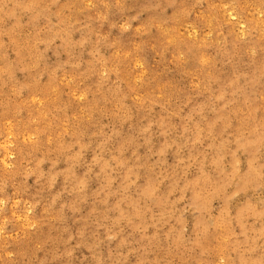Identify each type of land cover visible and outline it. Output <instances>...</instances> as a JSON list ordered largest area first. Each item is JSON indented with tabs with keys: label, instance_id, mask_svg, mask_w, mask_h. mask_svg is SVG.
Returning <instances> with one entry per match:
<instances>
[{
	"label": "rangeland",
	"instance_id": "374dc122",
	"mask_svg": "<svg viewBox=\"0 0 264 264\" xmlns=\"http://www.w3.org/2000/svg\"><path fill=\"white\" fill-rule=\"evenodd\" d=\"M0 264H264V0H0Z\"/></svg>",
	"mask_w": 264,
	"mask_h": 264
},
{
	"label": "bare ground",
	"instance_id": "6f19581e",
	"mask_svg": "<svg viewBox=\"0 0 264 264\" xmlns=\"http://www.w3.org/2000/svg\"><path fill=\"white\" fill-rule=\"evenodd\" d=\"M64 42V41H63ZM14 75V74H13ZM25 85V84H24Z\"/></svg>",
	"mask_w": 264,
	"mask_h": 264
}]
</instances>
